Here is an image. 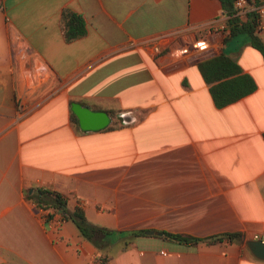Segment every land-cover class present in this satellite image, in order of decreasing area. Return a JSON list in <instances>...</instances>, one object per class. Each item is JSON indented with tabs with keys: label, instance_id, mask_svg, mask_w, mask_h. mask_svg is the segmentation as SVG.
<instances>
[{
	"label": "crops",
	"instance_id": "crops-1",
	"mask_svg": "<svg viewBox=\"0 0 264 264\" xmlns=\"http://www.w3.org/2000/svg\"><path fill=\"white\" fill-rule=\"evenodd\" d=\"M64 9L84 21L71 40ZM226 18L219 0H0V264H264L245 244L264 238V66ZM219 53L256 86L218 107L197 63ZM71 102L117 125L82 129ZM38 188L109 229L105 247Z\"/></svg>",
	"mask_w": 264,
	"mask_h": 264
},
{
	"label": "trees",
	"instance_id": "trees-1",
	"mask_svg": "<svg viewBox=\"0 0 264 264\" xmlns=\"http://www.w3.org/2000/svg\"><path fill=\"white\" fill-rule=\"evenodd\" d=\"M234 0H219L221 8L227 14L226 27L227 36L232 37L243 34L246 41L261 55L264 66V43L258 34L259 28V10L251 8L243 14H238L233 4ZM250 4V0H247ZM254 5L260 3V0H252ZM61 29L65 40H71L84 32V21L80 14L70 9H64L61 14ZM197 68L207 83H209V93L215 106H222L242 95L252 91L256 83L252 76L245 72H240V66L224 53L205 58L197 63ZM108 115L114 117L115 110L106 109ZM70 119L76 122V116L70 112ZM117 125V120L113 118L106 127ZM264 139V133H263ZM28 196L34 201L35 205L41 209L48 207L58 208L63 218H70L80 231L96 245L98 249L104 248L107 243V235L110 230L89 222L85 216L82 207L78 204L71 210L65 209V197L58 191L50 189H35ZM50 214H46L49 217ZM164 235L180 241L195 239L192 236L170 233L162 231ZM237 232H227L218 236H207L208 242L219 240L223 237L232 238L237 236ZM109 255L105 252L99 253L94 264H107Z\"/></svg>",
	"mask_w": 264,
	"mask_h": 264
},
{
	"label": "water",
	"instance_id": "water-1",
	"mask_svg": "<svg viewBox=\"0 0 264 264\" xmlns=\"http://www.w3.org/2000/svg\"><path fill=\"white\" fill-rule=\"evenodd\" d=\"M70 107L82 129L100 128L110 121V116L103 110H94L79 102H71ZM245 244L254 256L264 259V238L247 239Z\"/></svg>",
	"mask_w": 264,
	"mask_h": 264
},
{
	"label": "built area",
	"instance_id": "built-area-1",
	"mask_svg": "<svg viewBox=\"0 0 264 264\" xmlns=\"http://www.w3.org/2000/svg\"><path fill=\"white\" fill-rule=\"evenodd\" d=\"M233 4H234V6H235V8H236V12L238 13V14H243L246 10H248V9H251V8H256V9H258L259 10V8H257V7H254V6H252V5H250L248 2H247V0H234L233 1ZM260 23H258L257 24V28H259L260 29ZM54 210L56 211V212H58V214H59V219H57V220H62V219H64L62 216H61V213H60V211H59V209L58 208H54ZM45 209H42V212H44L45 213ZM47 220L48 219H50V218H46Z\"/></svg>",
	"mask_w": 264,
	"mask_h": 264
}]
</instances>
